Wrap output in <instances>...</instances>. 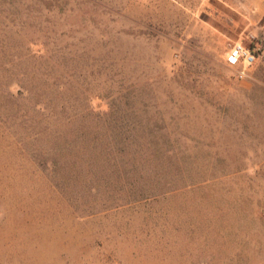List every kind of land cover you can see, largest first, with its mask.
I'll list each match as a JSON object with an SVG mask.
<instances>
[{"label": "rangeland", "instance_id": "obj_1", "mask_svg": "<svg viewBox=\"0 0 264 264\" xmlns=\"http://www.w3.org/2000/svg\"><path fill=\"white\" fill-rule=\"evenodd\" d=\"M0 264H264V0H0Z\"/></svg>", "mask_w": 264, "mask_h": 264}, {"label": "built area", "instance_id": "obj_2", "mask_svg": "<svg viewBox=\"0 0 264 264\" xmlns=\"http://www.w3.org/2000/svg\"><path fill=\"white\" fill-rule=\"evenodd\" d=\"M257 56L249 48L244 47L241 43L234 45L227 57V62L230 65L240 67L239 78L243 79L256 63Z\"/></svg>", "mask_w": 264, "mask_h": 264}]
</instances>
